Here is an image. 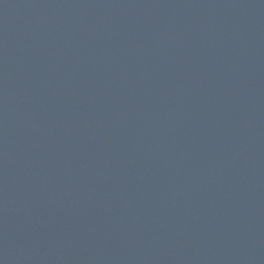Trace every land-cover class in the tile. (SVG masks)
Returning a JSON list of instances; mask_svg holds the SVG:
<instances>
[{
	"label": "water",
	"instance_id": "water-1",
	"mask_svg": "<svg viewBox=\"0 0 264 264\" xmlns=\"http://www.w3.org/2000/svg\"><path fill=\"white\" fill-rule=\"evenodd\" d=\"M0 264H264V0H0Z\"/></svg>",
	"mask_w": 264,
	"mask_h": 264
}]
</instances>
